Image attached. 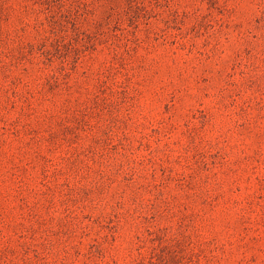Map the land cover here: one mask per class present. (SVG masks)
<instances>
[{
  "label": "rangeland",
  "instance_id": "obj_1",
  "mask_svg": "<svg viewBox=\"0 0 264 264\" xmlns=\"http://www.w3.org/2000/svg\"><path fill=\"white\" fill-rule=\"evenodd\" d=\"M0 264H264V0H0Z\"/></svg>",
  "mask_w": 264,
  "mask_h": 264
}]
</instances>
